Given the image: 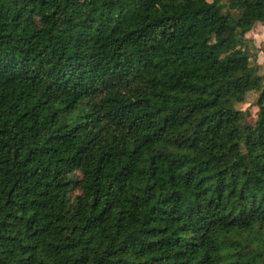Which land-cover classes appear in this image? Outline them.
<instances>
[{"label":"trees","instance_id":"obj_1","mask_svg":"<svg viewBox=\"0 0 264 264\" xmlns=\"http://www.w3.org/2000/svg\"><path fill=\"white\" fill-rule=\"evenodd\" d=\"M258 22L264 0H0V264H264Z\"/></svg>","mask_w":264,"mask_h":264},{"label":"rangeland","instance_id":"obj_2","mask_svg":"<svg viewBox=\"0 0 264 264\" xmlns=\"http://www.w3.org/2000/svg\"><path fill=\"white\" fill-rule=\"evenodd\" d=\"M68 11L66 7H62L59 13V20L67 17ZM230 30L223 32V35H226ZM247 39L249 40V53L252 59V62L257 64L260 73L264 76V23H256L253 28L246 34ZM260 93L253 91L250 92L246 100L240 104L238 107L242 110H247L249 112L248 120L250 123H254L257 117V112L259 110L258 99Z\"/></svg>","mask_w":264,"mask_h":264}]
</instances>
